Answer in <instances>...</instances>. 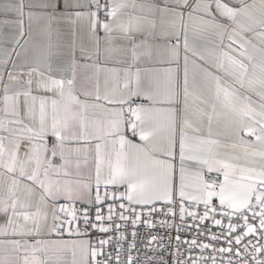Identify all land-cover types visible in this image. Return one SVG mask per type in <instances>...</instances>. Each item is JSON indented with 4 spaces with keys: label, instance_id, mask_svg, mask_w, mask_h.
Segmentation results:
<instances>
[{
    "label": "snow or ice",
    "instance_id": "6c2138e0",
    "mask_svg": "<svg viewBox=\"0 0 264 264\" xmlns=\"http://www.w3.org/2000/svg\"><path fill=\"white\" fill-rule=\"evenodd\" d=\"M0 264H264V0H0Z\"/></svg>",
    "mask_w": 264,
    "mask_h": 264
},
{
    "label": "built area",
    "instance_id": "2783aa9c",
    "mask_svg": "<svg viewBox=\"0 0 264 264\" xmlns=\"http://www.w3.org/2000/svg\"><path fill=\"white\" fill-rule=\"evenodd\" d=\"M153 219L154 220H159V219H161V217L154 216ZM169 219H172V217H169ZM128 230H129V232L131 231V226L130 225L128 226ZM138 231L141 233L140 238H138V247H141V250L143 251V247H142V244H141V241L144 240L143 233H144L145 230H144L143 226H140V228L138 229ZM213 231H216V229L214 228ZM157 233H165V235H167V230L166 229H163V228H156V229L153 230V235L155 236ZM172 234H173V236L175 235L174 231H173ZM185 235H187V233H185ZM128 239L130 240L131 237L129 236ZM148 254L151 255L152 253L149 252Z\"/></svg>",
    "mask_w": 264,
    "mask_h": 264
},
{
    "label": "crops",
    "instance_id": "0c3cea01",
    "mask_svg": "<svg viewBox=\"0 0 264 264\" xmlns=\"http://www.w3.org/2000/svg\"><path fill=\"white\" fill-rule=\"evenodd\" d=\"M5 33L9 32L10 29H8L7 27L4 28ZM73 37L69 36V35H63L61 37V41L65 46V51H67V45L69 43H71L73 41ZM80 41H83L84 43H88L87 41V37L86 34L81 32L80 36L78 38H76V42L79 43ZM5 47H10V44L7 42V40L5 41Z\"/></svg>",
    "mask_w": 264,
    "mask_h": 264
}]
</instances>
